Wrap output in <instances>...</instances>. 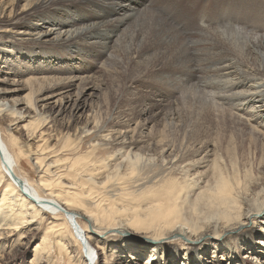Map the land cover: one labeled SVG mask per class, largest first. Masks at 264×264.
I'll use <instances>...</instances> for the list:
<instances>
[{
    "label": "bare ground",
    "instance_id": "bare-ground-1",
    "mask_svg": "<svg viewBox=\"0 0 264 264\" xmlns=\"http://www.w3.org/2000/svg\"><path fill=\"white\" fill-rule=\"evenodd\" d=\"M114 10H118V15H115ZM235 14H239L238 17L241 15V17L249 16L250 18L251 15H255L260 25L255 26L252 25L253 23L240 25L227 21L230 24L197 25L180 31L178 29L180 25L176 28V24L170 23V19L164 16L163 11L156 8L150 0H127L126 2L118 0H0V56H3V64L7 69L14 66L16 71L19 70L22 64L19 65V62L14 60L21 55V58L23 60L26 58L24 60L26 61L29 49H43L45 54L53 58L55 49L61 51L80 47L90 50L95 48L100 52L99 60H104L105 65L117 63L115 47L118 50L126 40L131 39L129 49L126 51L124 47L128 61L126 67L139 63L145 58L149 61L151 58V67L149 66L151 69L147 75L157 79L159 83L166 79V76L162 75L166 70L180 71L188 78L174 80L183 90L184 93L181 94H184L182 97L184 100L192 95V101H197L199 112L198 110L195 112L193 106L191 107L195 113H198L196 124L199 123L201 129L207 124H209L208 127L216 126L221 136L225 138L227 136L225 134L230 133L237 142L235 148L232 146L234 152L229 151V147L225 148V139L217 142L214 145L215 159L212 169H206L205 172L197 171L194 177L188 175L183 182L173 177L163 186L155 185L152 189L148 188L150 190L145 189L146 191H142L139 198L125 192L118 200L111 201L110 197H104L100 201H95L97 199L95 196L99 195L102 189L113 185L126 190L131 181L140 177L142 170L152 162H160L161 167L166 164V166L169 165L168 167L181 169L184 160L193 158L194 160H191L193 167L201 170L210 163L208 156L212 152V149L209 151L212 145L204 143L201 137L192 140L193 137L190 138L192 132H189V139L179 140L171 135L172 138L161 139L160 155L156 159H148L150 162L147 164L144 156L134 152L135 145L131 143L127 145L126 142L119 149L120 159L113 165L108 162L104 167L105 170L96 169L97 172L90 169L92 162L83 158L82 166L75 162L69 168L67 175L58 176L56 179L49 178L50 180L42 178L35 186L34 183H30L28 179L21 178L17 174V163H22V160L20 156L18 158L11 153L0 130V192H2L0 241L12 238L11 246L20 250L29 233L34 230L32 226L38 219L52 220L42 242L34 250L32 264H45L43 262L48 260L49 264H52L51 254L56 252H53L55 246L60 247L57 259L59 263H64L68 259L73 264H116L113 261L114 253L121 250L123 257L120 260L124 261L122 264L129 261L137 263L143 259L146 260V264L153 262L169 264V259L174 262L172 264H264V223L260 226V230L254 229L249 234L241 235L245 227L252 225L260 216L264 217V189L260 191L258 187L260 192L254 195L251 188L258 182L251 181L247 185L244 178H240V173L246 165L245 156L252 157L251 165L257 170L264 167V27L262 24L264 0H241ZM252 21L250 20V23ZM26 46L29 47L28 50L22 51ZM197 55L201 59L200 62L202 61L198 62L200 64L198 68L193 69L180 63L183 59L191 65L192 57ZM13 56L12 60L8 58ZM42 60L43 57L35 59L34 56L33 67L36 68L38 64L43 65ZM195 69L198 70L195 72ZM32 71L33 68L30 72ZM65 79L67 80L66 77L63 80ZM83 79L84 81L80 82L82 85H84L85 77ZM47 80L50 82V79ZM195 80L198 84H193ZM49 85L53 86L51 83ZM56 86L50 91L52 95L56 91L71 87L70 84L64 88ZM121 88H123L122 85ZM50 92L45 91L42 94L43 90L40 91L42 96L45 94L49 96ZM48 96L40 101L36 98V92L32 90L24 100L27 107L37 113L38 103L48 102L51 99ZM149 100L151 101V98ZM184 100L181 102L188 104V101ZM189 102L192 104L191 101ZM193 104L197 107L195 102ZM185 105L183 108L187 107L186 109L191 110L188 108L189 105L186 107ZM123 107L128 108V105ZM154 108L157 107L154 106ZM3 112L0 107V117L5 120ZM11 116L16 118L12 120V123H19L22 120V116L14 109ZM99 120H96V128L101 124ZM34 123H37L36 130H38L41 127V119ZM28 127L26 128L29 129ZM104 128L107 129L108 125ZM28 131L31 137L36 135L35 130H33L34 133L31 129ZM43 134L41 133L40 139ZM242 136L250 138H248L250 140L248 153L243 151ZM103 138L110 139L109 136H103ZM68 140L70 142V137ZM15 143V140L11 141L12 146ZM47 149L48 147L43 145L38 146L39 158L36 157V164L40 169L45 170V173L55 168L51 163H47L48 156L45 153ZM165 151L167 153L171 151L170 159L164 156ZM230 153L234 154L231 157L237 161L238 168L235 167L233 158L226 157V154ZM105 173L108 175L105 176ZM100 175L103 181L99 178ZM66 178L70 181L68 184L64 183ZM20 182L23 183V188ZM43 192H48L50 197H45ZM260 193L263 195L261 196ZM90 201L94 202V208L87 207ZM49 215L53 218L48 217ZM79 219L84 221V227L79 224ZM104 227L108 231L115 229L122 234L132 231L133 236L148 242L141 244L136 241L137 239H132L133 236H129L124 239V244L112 246L110 251H106L107 243L103 239L106 235H96L97 231ZM173 238H181L187 242L195 241L197 244L182 243L183 246L180 248L171 243ZM126 240L133 242L129 243ZM3 243L0 244V253L4 254L6 245L4 246ZM76 244L83 248L80 254H77V250L74 249ZM98 256L104 258L103 263L97 262ZM1 259L0 254V264Z\"/></svg>",
    "mask_w": 264,
    "mask_h": 264
},
{
    "label": "rangeland",
    "instance_id": "rangeland-1",
    "mask_svg": "<svg viewBox=\"0 0 264 264\" xmlns=\"http://www.w3.org/2000/svg\"><path fill=\"white\" fill-rule=\"evenodd\" d=\"M118 1L126 2L127 0H118ZM150 2H153V4L156 5V8L163 11V14H165L164 16L170 19L169 20L170 23L174 22V25L176 24L175 25L176 28H178V26L180 25L178 28L180 31L185 28L195 27L197 25H210V24L228 25L230 23H236V24L244 25V24L253 23L252 25L255 26L258 24L260 25V22L257 21L258 17L255 15H251V18L252 19L254 18L253 19L254 22H253L249 16H242L243 17L242 18L241 15L238 17L239 14L238 15L235 14L241 3V0H150ZM114 13L115 15L116 14L118 15V10H114ZM232 19H234V21ZM250 20L252 21L251 23ZM227 21L230 23H228ZM241 21L243 22L245 21V22L243 23ZM263 21H264V17L262 19V24L264 27ZM128 38H130V36H128ZM130 40L129 39L126 40V42H124L125 44L123 43L122 44L123 46H119L118 50L117 47H115L114 53H116V55L118 56L117 57L118 62L108 63L106 65L104 64V60H99L101 59L100 52H98V50L95 48H91L90 50L87 48L80 47L73 49H65L61 51L55 49L54 50L55 54H53L54 55L53 58L45 54V51L43 49H34V50L29 49V53L26 54V57L28 58L26 61H24L26 58L23 60L21 58L22 57L21 55L18 56V59L14 60V61H18L19 65L20 63L22 64L20 65V69H19L20 71L18 69L16 71L14 66L7 69L5 64H3V56L2 57L0 56V107L4 111L3 113L5 114L6 117L5 120H2V118L0 117V130L2 137L5 143H7V145L9 146L11 153L18 158L20 156L22 160L21 161L22 163L17 161L18 163L16 166L17 174L21 178L28 179L30 183H34L35 186H37L39 180L42 178L46 180H50L51 178L56 179L58 176L61 175H67L69 168L75 162L80 163V166H82L81 160L83 158L88 159V161L92 162V164L89 167L90 169H93L97 172L99 169L105 170L104 167L108 164V162L110 163V165H113L115 161L117 162L120 159L119 149L121 148V145H123V143L126 142L127 145L130 143L132 145H135L134 147L136 148L134 149V152L136 154H140L144 156L145 157L144 159L147 160L146 161L147 164L150 162V161L148 162V159L149 160L150 158L156 159L160 155L162 146H160L159 142L161 141V139L163 140V138L166 137L170 138L171 135L176 139L182 140V139H189L188 136H190V133L192 132L193 134L190 137V138L193 137L192 140H194V138L195 140H197L198 137H201L204 143H209L212 145L211 148H209V151H211L212 149V152L210 153L211 156L210 155L208 156L210 163L208 164V166L205 165L204 166L205 168H202L201 170L200 168L195 169L193 167V163L191 162V160H194L193 158H187L186 160H184V164L182 165L181 169L178 168L176 169L174 167L171 168L168 167L169 165L166 166V164L164 165V167H161L160 162H154V163L152 162L149 163L142 170L140 177L134 179V181L133 180L131 181L129 187L126 190H123L118 185H113L111 187L102 189L98 193L99 195L95 196L97 198L95 201H100L104 197L105 198L110 197L111 201L118 200L120 199L119 197L121 196V194H125V192L128 193V195L132 194L133 196H136V198H139V195L145 189L148 188L152 189L155 185L163 186L167 184L170 181V179H172L173 177L180 179L179 182H183L188 175L194 177L197 171L205 172L208 169H212L215 159V157L213 156V153L215 151L214 145H216L217 142H220L223 139H225V141L227 142V143L225 142L226 145L224 143L225 148L229 147V151L234 152V148L236 146L235 144L237 142H235L236 139L234 136H232V134L227 133L225 134L227 136H225L224 138L223 136H221V133L219 130H217L216 126L208 127L209 124H207L206 127L202 128L203 129L202 131L200 124L199 123H198L199 125L196 124L198 122L197 121L198 113L195 112L197 110H198L197 112H199L198 103L196 100L192 101L193 98L191 99L192 95L190 94H189L190 98L188 97L189 100L188 99L184 100L182 98L184 94L183 95L181 94L184 92L183 90H181V88L177 86L175 82L176 80H174V79L179 80V78L187 79L188 77L184 76L183 74H181L180 71H176L175 69L166 70L162 74L166 76V79H163L161 83H159L157 79L149 77L147 75L148 74L147 72L151 69L150 68L151 58L149 61L147 58H145L141 60L139 63H134L131 66L126 67V65H128V61L126 59L125 53L127 49H129L130 46L129 44H131ZM124 47H126V51ZM28 48H29L28 46L23 47L22 51H26L28 50ZM34 56L35 59L36 57L39 58L43 57V60L41 61L43 65L38 64L36 68H34L32 62V58ZM198 57L199 55H197L196 57H192L194 60L192 59L193 62L191 61V65L188 63V61H185L183 59L180 63H182L183 65H188V67L190 66L193 69L195 67L198 68L200 65L199 63L202 62V61L200 62L201 59L200 57L199 58ZM8 58L12 60L14 56ZM145 64L146 65L149 64V65L146 66ZM32 68L33 71L30 72ZM197 70L198 69H195L194 71L196 72ZM112 71L113 72L115 71L114 76ZM135 71H136V75H135ZM174 75L178 77H175ZM64 76L67 78V80L66 79L63 80L65 78ZM72 76L75 78L76 81ZM76 76H78L79 78ZM82 77L83 78L85 77L84 85L87 87H85L80 83L81 80L84 81ZM92 77L94 79H92ZM47 79H50V82H48ZM88 80L89 81L91 80L90 82L92 81L93 82L90 83L88 82ZM196 81L197 80L193 81V84L197 83ZM122 82H124L125 85ZM50 83L53 86L50 87L49 85ZM69 84L71 85L69 89H61L59 91H56L54 95H52V92H50L52 88L55 87L56 85H57L56 87L58 88H64ZM80 85L82 86L80 87ZM121 85L123 88H121ZM171 87H173V89ZM32 90L36 92L37 94L36 98L40 101L46 96H48L46 94L42 96L40 93L41 90H43L42 94H44L45 91L50 92L48 97L51 99L48 102L38 103L37 106L39 110L37 113L35 112V110H30V108L27 107V104L24 100L26 96L31 93ZM77 90H79V92H77ZM121 90L123 92L125 91V93H123ZM114 91L116 93H114ZM80 92L83 93L81 94ZM119 95L120 97L122 96L121 97L122 99L119 97ZM150 98L151 101L149 100ZM181 100L188 101V104L186 102H181ZM189 101H191L192 104ZM138 102H140V104ZM193 102L197 104V107L195 106V104H193ZM46 104L48 105L46 106ZM135 104L137 105V107H134L136 106ZM183 104L184 105L186 104L185 107L189 105L190 106V107L188 106L189 109L193 106L195 112L193 111L194 109L192 110V108L191 110L186 109L187 107L183 108L184 107ZM127 105L129 109L126 107ZM138 105L140 106L141 109L140 108L138 109L139 107ZM123 106L126 107L125 108L126 110L124 109ZM154 106H156L157 108H154ZM165 107L168 109H166ZM12 109H14L16 112L19 113V115L22 116L21 122L12 123V120L16 119L14 117L11 118ZM164 109L168 111H165ZM169 110L171 111V113H167L170 112ZM173 110L176 112H174ZM126 111H128L129 114ZM130 112L132 113L130 114ZM110 113L111 115H109ZM155 113L158 115H156ZM112 114L114 115V117H112L113 116ZM129 115L132 116L130 117ZM136 115L139 116L136 117ZM107 117L111 120H109ZM40 119H41V127L38 130H36L37 123L34 122L35 121L39 122ZM97 119L98 120L100 119L99 122L103 125L102 127L101 124L98 126V128L95 127ZM107 125H108L107 128L108 130L104 128V126ZM27 126H29L28 127L29 129L26 128ZM199 128L201 129V132ZM30 129L32 132L33 130H35L34 132L36 133V135L34 137H31V134L30 135L28 134L29 132L28 130ZM105 129L106 132L104 131ZM119 130H121L123 133L120 132ZM185 130H187L188 133L187 132L185 133ZM41 133H44L42 135V139H40ZM103 136H109L110 139L105 140ZM184 136H186L187 138H185ZM69 137L71 139L70 142H68ZM248 138H249L248 136H242L241 138V141L244 140L246 142V143L244 141L242 142L244 144L243 151L245 153H248V151H250L249 150L250 138L249 139ZM12 140L16 141V143L13 146L11 144ZM42 145L43 147H48L47 151L45 152L46 156H48L47 163L48 164L51 163L53 165L52 167H55L50 169L51 172L49 171L45 173V170L40 169V167L36 164L37 162L36 160L37 158H39L38 155L39 152H37L38 146H42ZM170 153L171 151H168V153L165 151L164 156L170 159L171 158ZM231 155L234 156L233 153H230L229 155L226 154V157L230 159L233 158V163L235 167L238 168L239 166L237 164V161L235 160L234 157H231ZM230 159H227V161H230ZM244 161L246 165L245 168L242 169L243 171H241L240 173V178L242 179L244 178L243 180L244 182H247L246 183L247 185H249L251 181L258 182L257 184H255V186L253 184V187L251 188L253 190V194L256 195L264 189V167L259 170H257L256 167L254 168L253 165H251L253 161H252V157L250 156L249 157L245 156ZM58 162H60L61 164ZM54 170L56 171L54 172ZM56 174L57 176L55 177ZM231 174H233V172H231ZM104 175L106 176L108 175V173H105ZM254 176L256 179L254 178ZM99 178H101L102 179L101 181H103L102 175H100ZM69 182L70 181H68L67 178L64 179L65 184H68ZM132 182L134 183L132 184ZM246 184L244 183V185ZM258 187L260 188V191L258 190L259 189ZM255 189L257 191H255ZM43 195H45V197H50L48 192H46ZM260 195L262 196L263 194L260 193ZM1 197H2V192H0V200ZM93 203H94L93 201L88 202L87 207L94 208L95 205ZM48 217L53 218L52 215H49ZM50 222H52V220L41 221L40 219H38V221H36L35 224H33L32 226L34 230L31 233H29L30 235H28V238L24 241L23 243L24 245L21 246L20 250L17 247L11 246L12 238H7L6 240L8 242H5L6 240L0 241V244L4 242L3 243L4 246L6 245L5 247L6 251L4 252V254L0 253L2 257L1 264L3 263L32 264L31 262L34 258V250L36 246L42 242V238L46 233ZM78 222L82 227H84L83 220L79 219ZM263 223H264V217L260 216L254 223H252V225L245 227L241 232V235L249 234V232L254 229L260 230V226ZM106 230L107 229L104 227L101 230H98L96 234L97 236H100L101 234L106 235L105 237H103V239H105V242L107 243L106 251H110V248L112 246L115 245L120 246V244H124V239L126 237L133 236L134 233L130 231L129 232L130 235H129L128 232H127L128 234L126 232H125L126 234L118 233V230L115 229H112V231L111 229H109V231ZM140 235H144V234H140ZM97 236H95V238H98ZM137 237L138 236L136 237L133 236L131 238L137 239L136 241L141 244L144 243L146 244L148 242L145 239H141L140 237L138 238ZM126 241L129 243L133 242L129 240ZM171 243L180 248L183 246V244H188V245L197 244V243L195 244V241L187 242L185 240H181V238H173L171 240ZM74 249L77 250L76 251L77 254H80L81 251L83 250V248H81L79 244H76ZM53 252L55 253L51 254L52 255L51 258L53 261L52 264H73L68 259L64 263L58 262L57 259L59 258L58 254L60 253V247L55 246ZM114 256L115 257L113 261L116 262V264H122V262H124V261L121 262L120 260L123 257V255L121 254V250H119V252L117 253L115 252ZM243 256L245 255L243 254ZM103 261L104 258L98 256L97 262L103 263ZM169 261H170L169 264L174 263L172 259H169ZM43 263L49 264L50 261L49 260L44 261ZM126 264H146V260L143 259L137 263L134 261L133 262L129 261ZM152 264H154V262Z\"/></svg>",
    "mask_w": 264,
    "mask_h": 264
},
{
    "label": "water",
    "instance_id": "water-1",
    "mask_svg": "<svg viewBox=\"0 0 264 264\" xmlns=\"http://www.w3.org/2000/svg\"><path fill=\"white\" fill-rule=\"evenodd\" d=\"M1 154H2V153H1ZM10 171L12 172V170H11V169H10ZM20 185H21V187L23 188V186H24V185H23V183H22V182H20Z\"/></svg>",
    "mask_w": 264,
    "mask_h": 264
}]
</instances>
